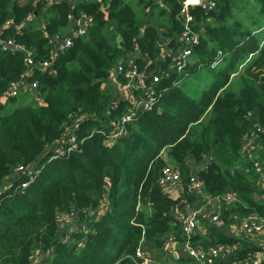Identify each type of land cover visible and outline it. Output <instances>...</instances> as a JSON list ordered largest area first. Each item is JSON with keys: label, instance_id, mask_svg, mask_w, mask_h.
Listing matches in <instances>:
<instances>
[{"label": "trees", "instance_id": "trees-1", "mask_svg": "<svg viewBox=\"0 0 264 264\" xmlns=\"http://www.w3.org/2000/svg\"><path fill=\"white\" fill-rule=\"evenodd\" d=\"M183 1L0 0V264H34L48 252L45 264H145L139 248L149 264H200L188 252L173 262L158 256L172 244L187 250V240L205 250L235 248L230 260L242 264L258 255L264 264V233L240 230L248 217L264 223V0L190 7L194 44L179 42ZM54 36L73 44L44 69ZM8 39L32 52L31 64L23 51L3 50ZM188 47L179 71L175 53ZM134 57L141 71L156 64L146 77L157 92L151 109L108 82L118 62L128 66ZM25 77L34 91L5 99ZM131 110L136 118L122 123ZM118 125L126 131L112 138ZM168 166L179 178L164 184ZM19 167L25 171L15 176ZM190 208L204 211L188 239L178 216ZM61 219L70 229L61 230Z\"/></svg>", "mask_w": 264, "mask_h": 264}, {"label": "built area", "instance_id": "built-area-1", "mask_svg": "<svg viewBox=\"0 0 264 264\" xmlns=\"http://www.w3.org/2000/svg\"><path fill=\"white\" fill-rule=\"evenodd\" d=\"M195 5H201L202 7H208L211 8L214 6V2L212 0H184L183 6H182V14L184 16V24H185V31L181 34L179 37V42H186L187 44H194L195 42H198V35L195 32H192L191 30V23L192 16L189 13V9L192 6ZM85 18V17H84ZM86 23H89V20L85 19ZM86 32V29L84 27L80 28L76 35L84 34ZM1 41V39H0ZM50 42L52 43V52H51V60L44 61L41 65L42 68H50L52 66V60L55 59L61 52H64L68 48H70L73 44V39L69 36H54L51 37ZM2 48L5 51H16L21 50L25 54V62L27 64H31L32 59L31 55L32 52L28 49H26L22 44L16 43L13 39H8L6 41H2ZM192 50L190 47L185 49H179L175 53V64L174 67H176L179 71L183 70L187 65V59L191 55ZM137 57V55H136ZM151 62H148V65ZM30 71L28 72V75H30ZM166 75H168L167 72H165ZM147 74L146 71L139 70L138 66L135 63V57L130 61L129 65L126 66L122 64L121 62H118L115 67L111 70L110 76H109V83L113 84L114 87L117 88L118 92L120 93L119 96L125 99L133 100V103L140 107L142 104V107L145 109H151L154 107L155 103L157 102V92L154 89L153 84H148L147 82ZM125 81H124V80ZM158 81H160V77L155 74L154 78V84H156ZM36 83H27V77L24 78L23 81L14 83L12 89L5 94L4 98H10L12 96H18L22 92H26L27 90H33L36 87ZM135 89H141L144 91V95L142 96H135L134 90ZM137 116V112L135 110H131L130 112L126 113L122 118V123H126L128 121H132ZM116 124V123H115ZM126 131V128L123 125H118L115 127L112 131V138L122 136L124 132ZM258 137L257 131L253 132L251 137L248 139L247 147L249 149L254 148V141ZM19 169H25V167H19ZM262 181L264 182V173H262ZM179 178V172L175 170L172 166H168L164 170V174L162 177V183L170 182V181H176ZM191 182L193 189L196 192L201 191L202 183L198 180V178L193 175L191 177ZM233 197V194L231 192H228L225 195L226 200H231ZM216 202V201H215ZM207 203L212 204L213 201L209 200ZM201 212V209L194 210L191 213L181 214L178 216V220L181 223L183 233L184 235L189 239L196 229V215ZM214 220L218 219V215H215L213 217ZM240 230L244 234L249 235H258L264 233V223L261 220H258L254 217H248L245 219L240 227ZM175 237H170L169 242H175ZM188 256L194 258L196 262H199L200 264H242L240 261L237 260H230L232 257V253L235 251V248L232 247H226L224 245H216L211 247L208 250L192 246L190 244V241L187 240L185 242ZM137 255L141 258H143V262L145 264L150 263V258L148 255L145 254L144 250L138 249ZM219 259V260H218ZM218 260V262H217ZM252 262L254 264H258V255H255Z\"/></svg>", "mask_w": 264, "mask_h": 264}, {"label": "crops", "instance_id": "crops-1", "mask_svg": "<svg viewBox=\"0 0 264 264\" xmlns=\"http://www.w3.org/2000/svg\"><path fill=\"white\" fill-rule=\"evenodd\" d=\"M73 132L74 131L72 130V133ZM172 185L173 184L168 185V191L171 192L173 194V196H179L181 194L182 190L178 186H172ZM196 209L197 208H190L188 210H190V212H192ZM202 210H201V212L204 211V210L203 211ZM259 242L264 243V235H260ZM186 253H187V250L185 249V247L181 243H177L174 245L173 244L168 245L165 250L161 249V250L157 251L158 256H160V257L164 256L165 258L170 259L172 262H173V260H178L182 256H185Z\"/></svg>", "mask_w": 264, "mask_h": 264}, {"label": "rangeland", "instance_id": "rangeland-1", "mask_svg": "<svg viewBox=\"0 0 264 264\" xmlns=\"http://www.w3.org/2000/svg\"><path fill=\"white\" fill-rule=\"evenodd\" d=\"M249 2L250 3H253V2H255V0H249ZM195 77H198L199 78V80L196 81V83H200V86H204V84H206L207 81H206L205 69H203L200 72H198ZM190 80L191 79H188V81H189L188 82V86H191V81ZM23 171H25V169H19V170H17L15 176L18 175L19 173H22ZM63 221L64 220H62V219L60 220V228H61V230L70 229V227H68V226L65 225V223L68 222L69 220L66 221V222H64V223H63ZM52 254H53V252H48V254L45 256L44 261H43V258H40V255L39 254L36 255L34 257V264H45L46 258L52 256Z\"/></svg>", "mask_w": 264, "mask_h": 264}, {"label": "water", "instance_id": "water-1", "mask_svg": "<svg viewBox=\"0 0 264 264\" xmlns=\"http://www.w3.org/2000/svg\"><path fill=\"white\" fill-rule=\"evenodd\" d=\"M175 43H176V39H173V40H171L169 46H174ZM155 70H156V64L154 62H151L146 68V74L150 75V74L154 73ZM40 96L41 95L38 94V97H40ZM140 107H142V104L140 105ZM29 169L31 170L32 166H29ZM184 206H185V201H182L177 207V212H180L184 208Z\"/></svg>", "mask_w": 264, "mask_h": 264}]
</instances>
